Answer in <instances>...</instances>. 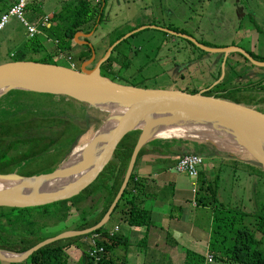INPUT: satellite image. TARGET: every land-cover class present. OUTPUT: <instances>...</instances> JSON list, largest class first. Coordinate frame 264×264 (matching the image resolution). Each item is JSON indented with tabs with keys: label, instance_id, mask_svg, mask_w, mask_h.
<instances>
[{
	"label": "rangeland",
	"instance_id": "rangeland-1",
	"mask_svg": "<svg viewBox=\"0 0 264 264\" xmlns=\"http://www.w3.org/2000/svg\"><path fill=\"white\" fill-rule=\"evenodd\" d=\"M11 1L7 0V3ZM67 1L69 0H27L23 19L29 24L44 17L49 19L52 13L58 12L63 6L62 4ZM5 5L6 3L0 4V11ZM140 27L152 28L130 35L112 51L113 56H118L119 60L116 63L113 62L111 68L117 70L118 67L123 66L117 77L121 81L116 80L117 83L138 85L137 88L180 89L192 93L209 88L220 78L221 87L240 89L239 95L243 96L244 99H249L264 107V104L260 102V100H264V86L263 92L245 86L261 79L260 77L264 75V67L252 65L237 53L228 54L224 59L221 54L203 52L189 40L163 34L159 31V29H166L173 33L187 35L191 40L206 48L236 47L244 52H251L250 54L253 56L264 58V0H107L104 6L103 20L91 31L90 37L85 39L96 51L94 62L86 68L93 67L104 56L111 40L119 35L122 37ZM25 31L26 28L16 17L8 19L5 28L0 32V65L18 60L69 66V68L73 63V69H80L82 63L75 57L81 51H86L87 47L82 46L83 39L78 35L75 39L80 43H73V49L70 53H58L55 45L51 44L52 41L44 43L39 50H33L35 45L31 46V41L26 36ZM253 38H255V42ZM38 42L42 43L40 37ZM251 44L253 47L250 48ZM129 48L130 50H128ZM69 57L72 60H68ZM174 63L184 65L177 76L173 74ZM111 72L115 74V72ZM179 74L182 78H179ZM217 74L219 76L215 80ZM133 80L136 83H133ZM239 95L237 94V97ZM8 102L9 99L0 100V107H3L0 111L11 112L10 109L14 105L8 104ZM38 105L40 104H33L32 107L42 108V104ZM84 112L86 123L82 121L79 128H85L87 124V129L77 144L82 138L94 134L107 118V114L101 109L88 105ZM172 141L173 143L190 141L193 142V145H199L190 139ZM158 142L166 143V140H158ZM197 142L201 143V147L208 150L211 149L210 146L213 147L204 141ZM52 155L53 153H50L48 156L40 157L37 161L39 164H29L22 170L23 173L39 175L45 172L44 169L54 164L58 166L62 155L56 157ZM232 159L233 161L226 158L222 159L221 164H219V173L216 172L217 168L214 171L218 175V180L214 183L215 176L212 175L209 185L211 188L215 186L217 202H220L229 214L236 215L234 227H244L248 231L254 232L257 216L262 215V208L264 207V170L254 159L246 156L242 157L237 154ZM173 173L178 175L176 172ZM180 176L182 177V186L187 182V191H190L192 189L190 184L195 179H189L184 174ZM168 191L169 189H167ZM203 193L204 190L202 189L199 196L203 197L202 201H205ZM186 195L188 201H191V195L189 193ZM206 198L211 201L209 195ZM150 200L148 202H151ZM87 203L88 201L82 202L79 209ZM215 205L217 206V203ZM186 207L189 208V205ZM144 208L146 209V206ZM100 209L101 205H97V210L92 216H88V219L97 215ZM124 210L125 208L120 204L105 228H113L114 224H118L121 231L118 228L117 234L123 235L124 230L128 227L124 222ZM79 212L71 209L67 221L56 225H54L55 222H52L54 220L38 219V221L42 224L45 222L47 225L44 231L47 235L62 234L66 232V229L72 228L73 221L79 219ZM204 218L208 221L207 214ZM203 228L205 233L210 235L211 227L205 228L204 226ZM254 233L256 238L261 237L259 232ZM84 242H87V239ZM262 247H264V243ZM84 250L86 251L85 244L80 250L73 247V251L68 252V254L70 253L71 264L84 263ZM5 263L7 262L0 260V264Z\"/></svg>",
	"mask_w": 264,
	"mask_h": 264
},
{
	"label": "trees",
	"instance_id": "trees-1",
	"mask_svg": "<svg viewBox=\"0 0 264 264\" xmlns=\"http://www.w3.org/2000/svg\"><path fill=\"white\" fill-rule=\"evenodd\" d=\"M17 1L10 4L7 3V0H0V4L6 3L5 7L0 11V17L17 4ZM106 2L107 0H98L97 3L94 0H69L64 2L60 10L54 12L48 19L50 26L41 27L40 31L47 38L54 41L55 49L58 53H70L74 45L73 36L76 33L88 34L103 20ZM41 21L42 19L33 23H37L39 26ZM119 37L121 35L109 43L111 44L112 41H116ZM38 38L39 36L37 35L30 38L31 46L35 45L33 50H39L43 46L42 43L38 42ZM90 55L91 52L87 48L86 51L78 53L75 59L77 58L80 63H83L90 58ZM248 55L254 61L264 62V58L253 56L250 53ZM117 57L111 53L109 59L102 65L101 75L103 77H109L107 71L111 68L113 62L116 63L119 60ZM218 76L219 74H217L215 80ZM260 78L245 86L262 91L264 75ZM245 86L243 87L245 88ZM241 89L243 90V88ZM239 91L240 89L234 87H221V83H219L206 91L204 95L244 104L264 113L263 106H259L249 99H244L243 96L239 95ZM237 94L239 97H237ZM3 98L9 99L8 104H12L15 107L11 108L14 111L7 112L8 114L0 122H3L0 125V175L14 173L22 177L34 176V173H20V170L35 158L48 156L50 153H53L52 156L55 157L62 155L58 166L59 164H65L72 149L77 145L79 138L87 129V124L85 128H79L82 121L86 123L84 110L87 105L67 97H53V95L36 93L35 91L13 90L1 99ZM260 102L264 104V100H260ZM33 104H42V108L32 107ZM23 121L26 124L22 123ZM138 134L139 131L126 134L111 162L99 175L96 183L74 200L36 209H0V250L22 254L33 247L35 248L39 243L57 236L60 233L52 236L44 233L47 225H45V222L43 224L39 223L38 219L54 220L52 221L55 222L54 225L66 222L71 209L76 212L80 211L79 219L73 221L74 225L72 228H68L65 231H85L95 227L106 214L115 199L119 186L122 184L126 166ZM153 142L155 141H149L139 149L135 163L144 154L162 153L161 150L152 149V146L147 148ZM58 166L54 164L44 169L43 171L45 172L43 174L52 172ZM219 171L220 167L217 172L219 173ZM217 180L218 175L216 174L214 183ZM139 185L140 182L135 179L132 169L126 187L110 218L120 204L123 205L125 208L123 211L125 212L124 222L130 229L141 231L138 236L137 246L142 251L145 248L150 221L148 210L141 206L138 197ZM214 187L211 188L209 185L205 187L211 197V201L215 204L217 203V206L213 207L208 241V256L211 257V262L207 263L201 255L185 252L182 264H264V247H262L264 243V207L262 208V215L257 216V224L254 227V232L257 231L261 235L260 238H256L254 232H250L244 227H234L236 222L234 217L236 215L232 216L229 214L224 206L217 202L213 192ZM87 201L88 203L79 209V205ZM97 205H101L100 212L88 219V216H92L97 210ZM105 225L93 233L49 244L30 255L26 260L13 264H71L68 252L73 247L80 250L83 244L86 246V251L84 250L83 252L85 254L83 264H116L117 261L118 264H125L128 242L118 236L117 233L110 236ZM95 234L99 236L98 240H96V245L103 248V253L99 261L96 262L88 257L87 248L89 246L87 242H84V240ZM121 246H123L124 252L119 257L115 255V252Z\"/></svg>",
	"mask_w": 264,
	"mask_h": 264
},
{
	"label": "water",
	"instance_id": "water-1",
	"mask_svg": "<svg viewBox=\"0 0 264 264\" xmlns=\"http://www.w3.org/2000/svg\"><path fill=\"white\" fill-rule=\"evenodd\" d=\"M149 28L152 27H140L128 32L115 42L113 41L104 56L95 63L92 69L86 67L94 62L95 51L86 41L81 43L89 47L91 57L82 63L79 70L37 63V61H15L0 65V98L13 90L35 91L36 93L67 97L99 110H102L101 107H115L114 111L107 115L104 123L97 130L99 135L96 148L83 163L68 168L64 167L63 163L50 173L29 177H22L14 173L0 175L1 182L17 181L16 185L3 187L0 190V209H36L74 200L96 183L99 175L111 162L126 134L139 131L126 166L122 184L119 186L115 199L106 214L95 227L85 231H66L39 243L35 248H31L25 253H11L17 258H4L0 255L1 261L9 264L20 263L49 244L87 235L103 227L110 219L112 211L121 198L138 151L145 144L146 133L153 127L166 123L172 117L181 118L192 113L198 117H204L214 124L235 128L238 130L237 132H242L244 135H259L264 138V113L244 104L204 95L206 91L220 82V78L209 88L190 93L180 89L135 88L118 84L111 78L103 77L100 68L109 59L113 49L130 35ZM159 31L189 40L203 52L221 54L224 59L228 54L237 53L252 65L264 67V62L254 61L239 48L210 49L191 40L187 35H180L166 29H159ZM91 33V31L88 34L76 33L73 36V42L80 43L75 39L77 35L82 39H87ZM150 117L153 118V121L144 123L145 125L141 128L143 122L149 120ZM254 160L264 170V163L257 159ZM66 176L75 177L63 184L57 182L58 178ZM26 189H31V191L25 192Z\"/></svg>",
	"mask_w": 264,
	"mask_h": 264
},
{
	"label": "crops",
	"instance_id": "crops-1",
	"mask_svg": "<svg viewBox=\"0 0 264 264\" xmlns=\"http://www.w3.org/2000/svg\"><path fill=\"white\" fill-rule=\"evenodd\" d=\"M16 1L12 0L9 3L12 4ZM94 2L97 3L98 1L94 0ZM46 19L48 20V18ZM49 26L50 24L46 25V27ZM41 33L39 37L42 45L51 41V44H54L52 39L47 38L43 32ZM253 39L255 42V38ZM83 41L86 40L83 39ZM82 46L85 45L82 43ZM251 47H253L252 44ZM192 143L190 141L173 143L172 140L166 141V143L155 141L147 148L152 146V149L156 148L162 153L144 154L136 161L133 175L140 182L138 197L141 206H146L148 210L150 226L147 231L145 248L142 251L137 246L140 230L127 227L123 235L118 234L128 242L125 264H182L185 252L201 255L204 258L208 256L210 235L205 233L203 227H211L213 207L216 205L206 198L209 194L205 187L210 184L211 176L216 175L214 171L216 168L219 169L222 159L226 158L233 161L234 155L220 152L211 146L210 150L205 149L198 142L196 143L199 145ZM189 152L200 155L203 161L198 169L199 176L197 175L195 186L192 187L193 182H191L190 188L192 187V189L187 191V182L184 186L181 184L182 177L180 175L182 174L174 175L173 172L175 171L172 168L178 158L184 154H189ZM167 189H169L168 192ZM202 189L204 190L205 201L199 200L202 198L199 196ZM213 192L215 194V189ZM187 193L191 195V201H188ZM149 200L151 202H148ZM186 205H189V208ZM206 214L208 221L204 218ZM116 227L121 231L118 224H114L113 228L107 230L113 232ZM72 251L73 248L70 252ZM123 252V248L120 247L116 250L115 255L119 256Z\"/></svg>",
	"mask_w": 264,
	"mask_h": 264
},
{
	"label": "bare ground",
	"instance_id": "bare-ground-1",
	"mask_svg": "<svg viewBox=\"0 0 264 264\" xmlns=\"http://www.w3.org/2000/svg\"><path fill=\"white\" fill-rule=\"evenodd\" d=\"M101 108L107 115L115 109L114 106L110 108ZM150 121H153L152 117H150L149 120L143 122L140 127L142 128L143 125H145L144 123H148ZM237 131L238 130L235 128L224 125H217L210 121H207V119L204 117H198L195 114L188 113L186 116L181 118L172 117L166 123L150 129L146 133L145 143L149 141H170L179 139H190L195 142L204 141L211 144L220 152L232 154L235 156L239 154V156H246L250 159H257L258 161L264 163V138L259 135H244L242 134V132L239 133ZM98 133L99 131H96L94 134L82 138L80 143L77 144L72 153L69 155L68 161H66L63 166L67 168L73 167L75 164L83 163L88 157H90V155L96 148L99 135ZM240 152L244 153L245 155H242ZM73 177L75 176L61 177L58 178L57 182L63 184L74 179ZM16 184L17 181H12L11 183L0 181V190L3 187H11L12 185ZM24 191H31V189H26ZM18 193L20 194L21 192ZM0 255L4 258H17V256L12 255L9 252L1 251Z\"/></svg>",
	"mask_w": 264,
	"mask_h": 264
},
{
	"label": "built area",
	"instance_id": "built-area-1",
	"mask_svg": "<svg viewBox=\"0 0 264 264\" xmlns=\"http://www.w3.org/2000/svg\"><path fill=\"white\" fill-rule=\"evenodd\" d=\"M26 7H27V0H19L17 4H15L6 13H4L0 17V31L5 28V25L7 24V21L10 17H16L26 28L25 34L29 39L34 37L35 35L40 36L42 34L40 28L46 26L48 24V20L44 18L40 22L39 26L37 24H32V23L29 24L23 19V13ZM68 60H70V58ZM73 67L74 65L71 64L70 68L73 69ZM202 161L203 159L201 156L189 152V154H184L180 158H178L172 169L178 174H184L185 176L189 177V179L190 178L195 179L194 182L192 183V187H193L195 186L194 183L197 179L198 169L199 167H201ZM117 231L118 228L116 227L113 232L112 231L109 232V235L113 236L115 235V233H117ZM98 238L99 236L97 234L87 238V244L89 246L87 250V255L90 259L94 260L95 262L99 261L100 256L103 253V248L98 247L96 245V240H98ZM205 261L207 263H210L211 257L206 256Z\"/></svg>",
	"mask_w": 264,
	"mask_h": 264
},
{
	"label": "flooded vegetation",
	"instance_id": "flooded-vegetation-1",
	"mask_svg": "<svg viewBox=\"0 0 264 264\" xmlns=\"http://www.w3.org/2000/svg\"><path fill=\"white\" fill-rule=\"evenodd\" d=\"M164 34V33H163ZM112 44V43H111ZM88 49H89V47L88 46H86ZM93 49H94V47H93ZM90 50V49H89ZM128 50H130V48L128 49ZM94 51H95V49H94ZM90 52H91V50H90ZM90 57H91V55H90ZM95 58H96V51H95ZM90 59V58H89ZM88 59V60H89ZM87 60V61H88ZM94 66H95V64H94ZM93 66V67H94ZM93 67H91V68H89V69H92ZM122 67L123 66H120V67H118L117 68V70H115V69H113V68H110L108 71H107V73H108V78H111L112 80H114V82L116 81V80H118V81H121V79H117V77H118V74L121 72V69H122ZM173 68H175V70H174V73L173 74H176V76L178 75V73L184 68V65H182V63H174L173 64ZM111 71H113V72H115V74L114 73H112ZM100 73H102V66H101V68H100ZM179 78H182V76L179 74ZM116 83H117V81H116ZM133 83H136L135 82V80H133ZM118 84H121V85H125V86H132V87H135V88H137L136 86H138V85H129V84H126V83H121V82H118ZM141 89H149V88H141ZM15 107V106H14ZM1 108H3V107H0V109ZM253 108V107H252ZM10 111H14V109H10ZM15 111H16V109H15ZM263 113V112H262ZM8 113H5V111L3 112V111H0V122L3 120V118H5V115H7ZM15 114H17V113H15ZM22 123H24V124H26V122L25 121H23ZM2 123H0V125H1ZM39 160V158H35L33 161H30V162H28L27 164H26V166L24 167V168H22L21 170H20V173H23V169H25L29 164H31V165H34V163L35 164H39L37 161ZM19 172V171H18ZM39 175H41V174H39Z\"/></svg>",
	"mask_w": 264,
	"mask_h": 264
}]
</instances>
